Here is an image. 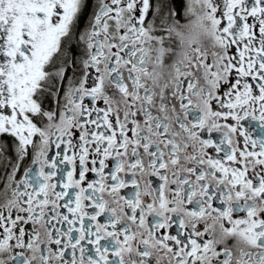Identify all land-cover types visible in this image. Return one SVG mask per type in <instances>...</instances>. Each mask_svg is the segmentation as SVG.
I'll return each instance as SVG.
<instances>
[{"label": "snow or ice", "instance_id": "snow-or-ice-1", "mask_svg": "<svg viewBox=\"0 0 264 264\" xmlns=\"http://www.w3.org/2000/svg\"><path fill=\"white\" fill-rule=\"evenodd\" d=\"M0 172V264H264V0H0Z\"/></svg>", "mask_w": 264, "mask_h": 264}, {"label": "flooded vegetation", "instance_id": "flooded-vegetation-1", "mask_svg": "<svg viewBox=\"0 0 264 264\" xmlns=\"http://www.w3.org/2000/svg\"><path fill=\"white\" fill-rule=\"evenodd\" d=\"M174 3H175V7H176V9L179 11V10L183 9L184 4H185V0H174ZM178 19H179V23H180L181 25H186V24L189 23V19H188L187 17H184L183 15H181L180 17H178ZM180 31H184V32H186V31H187V27H186V26H185V27H182V28L180 29ZM171 43H172L173 47L175 48V50L178 52V51H179V45L176 44V43L174 42V40H173ZM166 46H167V45H166ZM202 46H204V47H210V41L207 40V39H204V40L202 41ZM170 62H171V61H170L169 59H167V58L165 59V63H166V64H168V63H170ZM0 175H2V172H0ZM205 224L211 225V224H212L211 219H209V220L206 221V222H201V224L198 225V227H200L201 230H203V228L205 227ZM234 243H235V241H233V240H231V239L228 241V245H229L230 247H231Z\"/></svg>", "mask_w": 264, "mask_h": 264}]
</instances>
